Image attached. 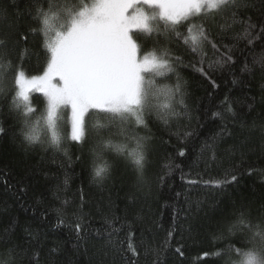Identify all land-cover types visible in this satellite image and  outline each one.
Returning <instances> with one entry per match:
<instances>
[{"label":"trees","instance_id":"1","mask_svg":"<svg viewBox=\"0 0 264 264\" xmlns=\"http://www.w3.org/2000/svg\"><path fill=\"white\" fill-rule=\"evenodd\" d=\"M50 2L76 0H0V71L6 73L0 80V264H234L239 257L229 247H245L250 233L230 234L228 225L241 211L253 223L264 222V73L241 71L264 52L259 30L249 44L234 39L240 22L225 31L233 23L227 14L208 17L203 23L219 52L205 45L203 55L175 35L138 37L145 52L167 48L171 54L173 70L157 80L174 88L179 77L180 92L167 101L175 114L165 123L153 112L145 116L146 128L130 121L127 136L115 126L101 136L95 125L104 122L102 114L89 113L82 141L71 139L68 122L60 123L57 150L27 144L22 117L11 108L13 73L34 76L46 69L49 54L33 28L37 6L47 10ZM251 3L255 7L239 21L261 18L264 5ZM224 45L231 46L232 61L221 66L214 61L226 52ZM226 98L235 115L225 110ZM31 102L37 114L46 105L35 92ZM133 134L149 137L143 183L126 156L111 148L97 161L108 162V174L94 178L98 142L110 139L130 150ZM129 243L135 255L127 251Z\"/></svg>","mask_w":264,"mask_h":264},{"label":"snow or ice","instance_id":"2","mask_svg":"<svg viewBox=\"0 0 264 264\" xmlns=\"http://www.w3.org/2000/svg\"><path fill=\"white\" fill-rule=\"evenodd\" d=\"M260 4L264 5V0H260ZM250 7H255L251 0H76L64 5L50 2L47 10L38 5L33 31L42 35L44 48L49 54L46 70L31 77L20 69L13 73L16 91L11 108L22 117L24 141L29 145L46 143L58 150L62 139L60 112L63 108L71 110V139L74 141L83 140L85 116L89 113L102 114L104 122L95 125L97 134L101 136L102 130L110 126L117 127L120 135L127 136L125 125L130 121L146 128L145 116L153 112L167 123L165 118L175 114L170 111L171 105L167 101L180 92L179 77L174 88L158 82L157 77L173 70L171 54L167 48L160 54L155 49L145 52L138 37L163 32L182 38L186 46L190 42L192 52L203 55L205 45L219 52V46L203 21L208 17L223 18L227 14L233 23L227 25L225 31L233 30L236 22L242 25V32L235 34L234 39L244 38L251 44L258 29L259 39L264 41V13L255 22L250 17L239 21L241 14L246 16ZM181 27L186 30V36L180 31ZM224 47L226 52L214 61L221 66L232 61L231 46ZM7 68H11L10 61ZM257 69L264 73V52L255 57L251 65L245 62L241 71L254 74ZM200 71L203 73V68ZM5 78L6 73L0 71V80ZM33 92L42 93L46 98L45 108L39 114L32 106ZM180 103L183 104L182 99ZM224 108L235 115L227 98ZM130 138L135 141V147L130 150L125 144H114L110 139L98 142V147L102 145V148L100 152L94 149V178L102 180L108 174V162L97 161L102 160L103 149L111 148L126 156L138 182L143 183L149 137L133 134ZM206 147L212 148V145ZM180 155H184L183 151ZM235 179L233 175L232 180ZM223 182L228 181L225 179ZM215 183L219 186L221 182ZM76 228L79 231L80 225L77 224ZM245 230L250 233L245 237V247H229V251L239 257L234 264H264V222L253 223L241 211L237 220L228 225V232L235 234ZM113 243L114 246L119 245L118 241ZM127 251L136 254L131 243ZM129 264L135 262L129 261Z\"/></svg>","mask_w":264,"mask_h":264},{"label":"rangeland","instance_id":"3","mask_svg":"<svg viewBox=\"0 0 264 264\" xmlns=\"http://www.w3.org/2000/svg\"><path fill=\"white\" fill-rule=\"evenodd\" d=\"M41 74H39V75H41ZM29 77H31V76H29ZM35 93H39V92H35ZM39 94H41L43 96L42 93H39ZM44 99L46 100L45 97H44ZM60 116H61L60 123H64L65 124V121L68 122V124L70 126V130L69 131L71 133V110H70V108L61 109Z\"/></svg>","mask_w":264,"mask_h":264}]
</instances>
